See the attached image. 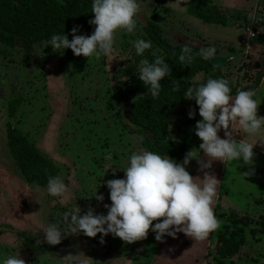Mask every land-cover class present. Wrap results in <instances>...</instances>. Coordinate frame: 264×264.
<instances>
[{
  "label": "rangeland",
  "instance_id": "374dc122",
  "mask_svg": "<svg viewBox=\"0 0 264 264\" xmlns=\"http://www.w3.org/2000/svg\"><path fill=\"white\" fill-rule=\"evenodd\" d=\"M176 0H140L132 33H118L113 53L99 60L75 56L70 49L63 54L46 46L44 41L24 48L0 42V261L18 253L25 264H64L67 255L76 256L77 264H249L264 261V136H248L237 124L232 126L234 139L256 143L251 166L241 162L214 161L210 173L220 184L214 214L219 227L205 240L177 233L175 239H155L150 230L145 239L127 244L109 234L89 238L69 234L59 245L44 242L43 231L49 223L62 220L63 213L91 207L95 214H107L111 204L106 182L123 179L132 152L143 149L115 117L124 103L115 95L125 81L117 70L130 61L139 70L141 60L150 62L152 53L161 56L154 46L137 56L133 42L148 40V22L159 25L163 36L174 45L201 48L214 46L216 54L209 61L242 90L250 85L264 63V0H213L225 23H204L187 14ZM87 19L77 35L90 36L95 29ZM70 32L65 33L71 40ZM202 74L191 87L202 82ZM264 117V75L254 97ZM113 108H110V106ZM192 110L189 99L178 107L171 119L177 141L178 131ZM202 118H199V121ZM224 129L218 136L224 138ZM231 131V128L227 129ZM19 133V134H18ZM18 137H25L56 169L68 186L64 197H52L44 179L25 182L12 159L8 141L22 150ZM195 135L191 150L207 162ZM188 151V152H189ZM108 155L112 160L106 159ZM185 157V156H184ZM182 158V161L184 159ZM176 161L177 163H182ZM28 167H32L28 162ZM199 163L193 159L186 170L203 178ZM252 175L243 176L244 172ZM96 192V193H95ZM94 195H103L98 202ZM161 220L163 218H160ZM159 221H153V224ZM245 224V225H244ZM244 225V226H243ZM241 228V229H240ZM226 241L227 244L222 243ZM239 245L235 256L227 257L231 244ZM160 258V259H159ZM169 260V261H168Z\"/></svg>",
  "mask_w": 264,
  "mask_h": 264
},
{
  "label": "clouds",
  "instance_id": "9594fccd",
  "mask_svg": "<svg viewBox=\"0 0 264 264\" xmlns=\"http://www.w3.org/2000/svg\"><path fill=\"white\" fill-rule=\"evenodd\" d=\"M175 3L188 5L189 0H176ZM140 0H92L91 12L94 19L89 23L95 26L90 36L77 35L79 27H73L70 35L53 34L44 41L45 47L51 46L63 54L70 49L75 56L94 58L110 56L117 43L118 33H132L137 28V15ZM137 56H143L152 49L150 40L137 39L133 42ZM214 46L201 48L198 55L205 61L216 54ZM152 62L141 60L139 80L148 87L152 98H157L162 91L161 81L170 77L171 69L162 56L152 53ZM183 66H189L194 60L192 49L188 45L181 48L178 57ZM184 97L195 100L202 118L195 125V135L202 141L199 149L207 157V162L200 160L198 151L191 150L185 154L182 163H177L167 155L140 149L129 156L127 167L123 170V179L106 182L109 189L110 206L105 205L107 214H95L90 207L81 215V209L75 205L74 210L63 213L62 220L49 223L44 233V242L59 245L69 234L83 233L94 238L111 234L127 244L145 239L151 226L155 239L162 241L165 236L176 238L177 233L197 240H205L219 227L214 214L218 201L220 181L210 173L212 163L241 162L245 166L253 163L255 143L234 139L232 126L237 124L248 136H264V117L258 116L260 103L254 99L255 90H238L235 95L229 81L225 78L208 77L196 87H189ZM195 113L190 109L189 119ZM231 128V131L227 129ZM224 129V138L218 133ZM143 142V137H133ZM112 160V156L106 157ZM196 159L203 178L193 177L186 170L191 160ZM252 175L244 172L243 176ZM47 193L52 197H64L68 186L60 176L49 177ZM96 193V192H95ZM98 202L103 195H94ZM160 218H163L162 220ZM153 221H159L153 224ZM64 264H77L76 256L71 254L62 259ZM0 264H25L18 253L8 256Z\"/></svg>",
  "mask_w": 264,
  "mask_h": 264
},
{
  "label": "trees",
  "instance_id": "16d2710c",
  "mask_svg": "<svg viewBox=\"0 0 264 264\" xmlns=\"http://www.w3.org/2000/svg\"><path fill=\"white\" fill-rule=\"evenodd\" d=\"M91 3L92 0H0V42L6 46L25 49L50 39L53 34H65L73 27L81 26L87 19H94ZM186 7L189 16L204 23L215 25L225 23L213 0H189ZM145 33L169 65L170 77L161 81L162 91L154 99L148 87L138 79L139 70L127 61L124 67L117 70L125 81L120 84L115 101L124 103V106L122 110L116 111L115 117L129 135L143 137V149L157 152L162 156L167 155L170 159L180 162L194 143L195 125L200 118L195 100H190L195 115L192 119L186 118L182 129L178 131L183 134V138L180 141L176 140L170 123L175 110L186 99L184 92L191 87L192 80L199 74H202L204 79L193 87L199 86L208 77L225 79L227 77L219 66L213 65L209 60H203L198 55L199 50L196 47L189 46L194 60L191 65L183 66L178 59L183 45L169 42L156 23L148 22ZM154 59L155 56H152L150 62ZM263 75L264 63L253 82L242 90L256 91ZM229 84L232 94L235 95L238 87L232 85L230 81ZM108 107L113 108L111 104ZM18 142L23 147L19 152L14 148L15 144L11 139L7 147L10 148V155L25 182L33 183L36 178L44 179L47 173H51L50 177L56 176V169L51 162L34 149L25 137H18ZM28 162L32 167H28ZM36 185L46 186L47 180L38 181ZM222 243L227 244L226 241ZM230 244L232 247L227 257L235 256L241 245Z\"/></svg>",
  "mask_w": 264,
  "mask_h": 264
},
{
  "label": "crops",
  "instance_id": "0c3cea01",
  "mask_svg": "<svg viewBox=\"0 0 264 264\" xmlns=\"http://www.w3.org/2000/svg\"><path fill=\"white\" fill-rule=\"evenodd\" d=\"M181 161H182V159H181ZM181 161H180V162H181ZM159 259H160V258H159ZM168 261H169V260H168ZM162 264H163V263H162ZM164 264H168V262H167V263L165 262ZM170 264H171V263H170ZM172 264H174V263H172ZM249 264H264V261L261 262V260H260V261L255 260V263L252 262V261H250Z\"/></svg>",
  "mask_w": 264,
  "mask_h": 264
}]
</instances>
